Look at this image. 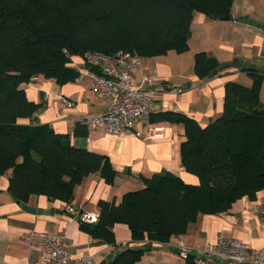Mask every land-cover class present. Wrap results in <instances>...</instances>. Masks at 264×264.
<instances>
[{
    "label": "trees",
    "instance_id": "obj_1",
    "mask_svg": "<svg viewBox=\"0 0 264 264\" xmlns=\"http://www.w3.org/2000/svg\"><path fill=\"white\" fill-rule=\"evenodd\" d=\"M232 2L0 0V176L11 170L8 187L16 200L26 203L38 194L70 202L75 186L88 174L98 173L107 184L117 175L105 154L76 146L68 133L39 123L36 113L43 105L27 98L22 83L38 74L58 85L73 82L79 71L71 66V56L86 51L124 50L148 57L170 50L183 53L193 13L220 19L230 14ZM218 64L204 51L194 54L199 78ZM243 70L251 85L227 81L223 110L205 126L182 112L150 115L151 123L183 125L180 165L198 178L197 184L166 170L142 177L144 186L125 192L118 203L99 200L97 222L80 221L82 230L114 245L112 227L124 223L133 240L166 243L186 233L199 214L227 212L244 196L254 201L264 189L263 76L249 66ZM20 118L29 122H18ZM72 135L85 136L87 129L77 122ZM143 251L126 247L115 252L112 264H138Z\"/></svg>",
    "mask_w": 264,
    "mask_h": 264
},
{
    "label": "crops",
    "instance_id": "obj_2",
    "mask_svg": "<svg viewBox=\"0 0 264 264\" xmlns=\"http://www.w3.org/2000/svg\"><path fill=\"white\" fill-rule=\"evenodd\" d=\"M229 15V20L210 19L194 12L187 51L176 53L170 50L164 55L141 56L140 65L129 69L134 84H140L142 76L148 75L152 78V87L164 88L155 97L154 112H182L205 126L223 110L224 84L227 81L251 85L252 78L243 68L264 66V29L235 18H248L264 25V0H233ZM199 51L213 56L218 63L241 60L242 67H228L210 78H199L193 68L194 54ZM71 66L79 71V77L73 82L58 85L53 79L38 74L21 86L29 100L43 105L36 113L39 123L49 124L56 132L68 133L70 142L76 146L105 154L117 175L112 184H107L98 173L88 174L75 186L70 202L30 195L27 203L31 206L57 210L51 214H32L22 210L10 196L7 188L11 170L6 171L0 176V264H40L39 249L29 246L21 237L31 228L66 235L69 253L88 252L96 264L110 260L115 252L126 247L144 248L138 264H190L170 244L178 237L191 249L213 241L218 234L242 239L253 247L264 245V223L250 211L251 201L245 196L236 200L227 212L199 214L186 233L172 236L166 243L133 240L124 223H115L112 227L114 245L94 239L82 230L80 221L66 211L68 204L98 212L99 200L118 203L125 192L144 186L142 177H150L162 170L178 175L188 184H197L198 178L180 165L179 144L184 139L182 124L154 123L164 128V137L148 140H141L132 132L112 136L101 128L87 131L91 141H87V135L73 136L74 125L80 123V116L95 115L108 103L91 89V71L85 69L80 55L71 56ZM261 75L259 99L264 103V74ZM170 88L178 91L171 92ZM18 122L28 123L29 120L20 118ZM141 128L143 122H137L135 129ZM256 200L264 201V189L257 193Z\"/></svg>",
    "mask_w": 264,
    "mask_h": 264
},
{
    "label": "built area",
    "instance_id": "obj_3",
    "mask_svg": "<svg viewBox=\"0 0 264 264\" xmlns=\"http://www.w3.org/2000/svg\"><path fill=\"white\" fill-rule=\"evenodd\" d=\"M80 57L83 63L94 69L89 73L91 89L108 103L103 111L95 115L79 117V122L88 132L101 128L112 136L132 132L141 140L164 137V128L149 121L154 112L155 97L164 91V88L152 87V78L148 75L142 76L140 84H134L129 75L131 67L140 65V55L124 50L111 54L86 51ZM169 90L178 91L177 88ZM61 99L69 104L65 98ZM140 121L143 122V128L137 130L135 125ZM91 140L87 135V141ZM66 211L87 224H95L98 220V212L73 204H68ZM250 211L264 223V201H251ZM21 237L29 246L39 249L40 264H96L93 255L88 252L69 253L68 238L64 234L54 235L31 228ZM170 244L178 255L190 264H264V245L253 247L236 237L218 234L213 241L194 249L186 246L179 237Z\"/></svg>",
    "mask_w": 264,
    "mask_h": 264
},
{
    "label": "water",
    "instance_id": "obj_4",
    "mask_svg": "<svg viewBox=\"0 0 264 264\" xmlns=\"http://www.w3.org/2000/svg\"><path fill=\"white\" fill-rule=\"evenodd\" d=\"M231 17L230 15H227L225 17H222L220 19L222 20H229ZM235 20L240 21V22H245L251 25H255L261 29H264V25L263 24H258L252 20H249L248 18H235ZM84 67L86 69H89L90 71H93L94 69L89 67L87 63H84ZM228 67H232V68H236V69H241L242 67V61L241 60H228V61H223L221 63H219L216 68H214L209 74L208 77H212L213 75L217 74L219 71L228 68ZM250 67V66H249ZM252 68L257 71L259 74H264V66H256V65H252ZM10 196L17 202L18 206L24 210L25 212L28 213H32V214H51L54 212H57V210H54L53 208H40V207H34L31 206L30 204L23 203L20 201H17L15 196L10 192V188H7ZM72 215V214H71ZM117 259V256L114 255L113 258L109 261L103 262L101 264H112L115 260Z\"/></svg>",
    "mask_w": 264,
    "mask_h": 264
},
{
    "label": "rangeland",
    "instance_id": "obj_5",
    "mask_svg": "<svg viewBox=\"0 0 264 264\" xmlns=\"http://www.w3.org/2000/svg\"><path fill=\"white\" fill-rule=\"evenodd\" d=\"M244 85V84H243Z\"/></svg>",
    "mask_w": 264,
    "mask_h": 264
}]
</instances>
